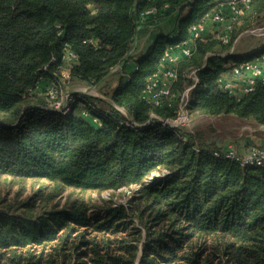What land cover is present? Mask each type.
<instances>
[{
    "label": "trees",
    "instance_id": "trees-1",
    "mask_svg": "<svg viewBox=\"0 0 264 264\" xmlns=\"http://www.w3.org/2000/svg\"><path fill=\"white\" fill-rule=\"evenodd\" d=\"M215 1L0 0V177L46 178L54 184L52 196L68 187L138 185L129 207L108 205L103 218L99 212L86 216L82 200L34 219L11 203L0 207V264H264V168L201 149L223 139L201 130L181 140L162 121L174 116L173 108L141 96L165 48L186 40ZM150 9L155 15L144 23L174 15L175 33L158 35L133 54L135 69L105 98L73 93L69 110L60 112L49 96L32 92L40 80L57 78L66 48L77 58L71 82L97 85L132 56L137 26ZM263 16L264 0H252L239 19ZM235 39L232 33L228 44L196 40L192 55L177 64L171 91L188 87L194 70L191 118L264 125L261 80L240 97L219 83L233 62L252 56L230 52ZM118 107L135 124L122 123ZM84 111L98 116L100 125ZM232 126L225 135H232ZM79 225L88 230L75 234Z\"/></svg>",
    "mask_w": 264,
    "mask_h": 264
},
{
    "label": "built area",
    "instance_id": "built-area-1",
    "mask_svg": "<svg viewBox=\"0 0 264 264\" xmlns=\"http://www.w3.org/2000/svg\"><path fill=\"white\" fill-rule=\"evenodd\" d=\"M252 0H216L214 6L206 12L201 20L189 27V37L186 40L168 45L161 57L158 70L148 77L142 90V98L153 106H160L167 102L173 108L174 116L163 119V123L172 128L174 133L183 141L187 140V132L194 133L195 128L190 126L191 117L187 113L189 92L198 81L196 72L190 71L188 77L192 83L181 92H172L171 87L177 77V64L183 59L190 57L195 48V41L207 37L219 39L228 44L235 24L240 23L239 17L249 7ZM155 10L150 9L142 15L137 31L144 24L146 16H154ZM264 34V26L261 29ZM233 51V46L230 52ZM76 55L66 48L59 73L56 79L47 81L45 88L39 87L38 83L33 93L45 94L53 100L52 107L60 112H67L74 102V94H90L99 96L93 89L80 87L70 90L71 70L76 63ZM136 66V65H135ZM118 69L116 66L111 70ZM261 80L264 83V49L252 54V56L231 64L230 72L223 74L219 83L221 87L230 94L240 97L253 90L255 83ZM92 91V92H90ZM118 109L126 117L122 123L133 125L132 114L123 108ZM83 116H89L94 125H100L101 119L84 111ZM159 118L151 113L150 118ZM201 149L206 150L214 156H224L238 161L241 166H258L264 168V147L251 144L243 154H238L231 146H220L211 142H205Z\"/></svg>",
    "mask_w": 264,
    "mask_h": 264
},
{
    "label": "rangeland",
    "instance_id": "rangeland-1",
    "mask_svg": "<svg viewBox=\"0 0 264 264\" xmlns=\"http://www.w3.org/2000/svg\"><path fill=\"white\" fill-rule=\"evenodd\" d=\"M255 19H239L240 23L235 24L233 34L236 39L233 41V50L239 55H252L264 48V34L262 28L264 26V16L261 20ZM118 81L111 79L108 84H104L106 92L112 90V84ZM69 86L70 90H73ZM92 92V91H90ZM87 118L90 119L89 116ZM91 120V119H90ZM190 126L196 130H201L208 137L225 138V131L231 130L230 125L236 127L230 139L241 138L242 135L247 137L254 136L249 133L250 129L256 125L253 122L245 120H231L230 118H223L218 116H200L194 117L189 120ZM227 127V128H225ZM233 127V126H232ZM228 138V134L227 137ZM0 207L11 203L19 213L25 214L27 217L34 219L35 217L41 218L42 216L50 215V211L57 212L62 207L70 208L72 202L75 200L84 201L85 215L92 217L94 212H99L100 218L105 217V210L110 205L111 207H129L133 198L136 195L138 185H132L129 188H121L118 190H87L81 191L71 187L64 188L59 194H54V184L46 179H33L31 177H13L11 175H4L0 177ZM42 192V196L39 193ZM17 213V212H16ZM75 234L88 230L85 226L76 227ZM32 246L40 245L33 242ZM138 259L135 264H137Z\"/></svg>",
    "mask_w": 264,
    "mask_h": 264
},
{
    "label": "crops",
    "instance_id": "crops-1",
    "mask_svg": "<svg viewBox=\"0 0 264 264\" xmlns=\"http://www.w3.org/2000/svg\"><path fill=\"white\" fill-rule=\"evenodd\" d=\"M178 19L174 15L168 17L155 18L144 23L139 31H137L135 42L131 51L132 56L127 58L124 62L119 64L118 69L114 72H110L102 81L97 85H88L83 81H74L71 82V88L77 89L80 87H85L87 89L91 88L96 92L100 97L105 98V94L108 93L105 91L103 86L105 83L108 84L111 79H118V81L112 84V90L117 87L120 82H125L130 73L135 69L136 61L133 54H136L142 49H145L149 44L161 34L173 35L176 30ZM236 53V52H235ZM45 80H40L38 82L39 87H43ZM111 90V91H112ZM228 132V131H227ZM225 134V132H223ZM249 133H253L254 136L247 137L242 135L241 138L236 140L228 138L227 135L222 141L216 142L217 145L222 146H231L238 154H243L248 146L251 144H257L264 147V125H256L254 128L250 129Z\"/></svg>",
    "mask_w": 264,
    "mask_h": 264
}]
</instances>
